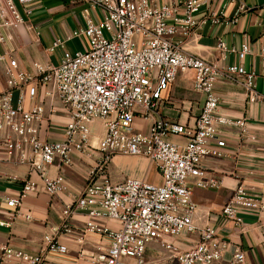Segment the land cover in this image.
Returning a JSON list of instances; mask_svg holds the SVG:
<instances>
[{
    "label": "built area",
    "instance_id": "built-area-1",
    "mask_svg": "<svg viewBox=\"0 0 264 264\" xmlns=\"http://www.w3.org/2000/svg\"><path fill=\"white\" fill-rule=\"evenodd\" d=\"M18 1L25 5L32 0ZM79 1L99 6L103 12V18L95 21L85 9L86 26L74 32L86 35L88 48L64 50L57 64L35 62L33 73L20 70L13 57L6 69L9 88L0 92V150L7 161L29 169L20 193L8 197L7 204L18 208L29 192L38 189L33 175L40 178L50 195L67 190L65 176L60 173L51 177L49 167L56 160L68 166L75 152L90 149L91 123L96 120L105 125V135L97 146L101 156L89 170L82 194L63 209L56 232L45 236L46 247L35 254L3 247L0 264H55L48 253L68 252L60 237L76 232L71 221L77 211L87 215L79 229L78 242L83 240L81 234L86 233L109 238L106 249L92 254L80 252L79 259L89 264H249L242 249H236L224 260L229 242L214 226L201 228L194 224L197 204L193 192L195 187L216 188L221 184L208 173L203 162L225 156L223 129L234 126L240 128L243 136L248 134L245 117L234 118L219 110L216 82L223 75L231 79L241 77L249 100L258 101L263 97L256 89L257 72L241 64L225 66L208 61L185 51L174 39L178 33L190 36L199 25L236 23L237 15L227 17L217 0H182L163 5H155L151 0ZM238 8L239 12L247 10L243 2H239ZM0 17L4 25L11 27L24 21L16 0H6ZM64 46L65 41L58 38L50 50ZM217 47L220 60H225L228 52L243 58L251 51L247 42L240 48H228L219 39ZM190 70L195 75L194 88L205 95L195 125L154 116L158 114L163 91L170 88L180 72ZM27 86L32 101L29 106L25 105ZM39 87H49V93L57 96L69 113L61 140H48L41 135L46 108L42 101H36ZM16 88L21 89L17 102L13 93ZM137 117L152 120L148 132L136 129ZM172 135L183 137L184 142L172 141ZM117 154L148 157L157 164L162 182L136 177L114 181L108 165ZM192 178H196L194 185ZM262 207L260 199L241 184L221 214L240 226L243 213ZM18 215L16 210L9 220H0V225L12 226ZM104 220L115 221L119 226L111 227L102 223ZM185 232L198 233L197 241L188 249H182L173 240ZM149 251L159 254L150 258Z\"/></svg>",
    "mask_w": 264,
    "mask_h": 264
},
{
    "label": "crops",
    "instance_id": "crops-1",
    "mask_svg": "<svg viewBox=\"0 0 264 264\" xmlns=\"http://www.w3.org/2000/svg\"><path fill=\"white\" fill-rule=\"evenodd\" d=\"M155 5L178 4L182 0H151ZM218 6L225 8L226 16L238 21L232 24L199 25L190 36L178 33L174 39L189 53L199 55L208 61H218L221 65L230 66L241 64L249 71H256V89L262 95L258 101H250L244 85V79L220 76L216 82V93L220 98L219 110L234 118L245 117L248 121V134L243 136L239 127L223 129L226 146L225 156L208 158L203 166L212 176L221 181L216 188L195 187L193 198L197 204L194 224L197 227L214 226L218 233L229 242L224 260L229 259L236 249H242L249 264H264V0H217ZM24 21L17 27L6 26L0 17V92L6 91V69L10 59L17 60L19 69L28 73L35 71L34 63L43 64L60 62L64 50L70 52L88 48V38L84 34L75 35L74 32L86 26L85 9L95 20L103 18L99 6H93L84 1L72 0H32L21 4L16 0ZM239 2L247 6V10L239 12ZM6 0H0V11L5 9ZM31 9L30 13L26 10ZM183 9H181V14ZM62 38L64 48L51 51L54 41ZM221 39L228 48H240L244 42L250 44L251 51L243 58L234 52H228L225 60H220L217 43ZM194 71L180 72L169 89L163 91L158 114L172 121L193 126L199 116L204 93L194 88ZM31 85H35L32 83ZM29 91L27 86L25 92ZM50 88H38L36 101L45 104L46 121L41 135L48 140L64 138V129L69 120V113L59 98L49 93ZM14 101L21 93V89L13 91ZM32 104L29 95L25 105ZM152 120L136 118L135 127L139 131L148 132ZM105 135V125L102 120L91 123V147L85 152H75L72 163L62 166L59 160L49 167V175L56 177L60 173L65 176L68 188L57 195L47 193L42 181L33 175L38 183L37 190L29 192L20 207H10L7 198L20 193L23 180L29 176V169L25 165H18L5 159L0 150V220H9L16 210L18 217L13 219L12 226L0 225V255L3 247L23 250L28 253H38L46 247L45 236L56 232L61 224V215L66 205L73 203L84 191L89 170L100 159L97 150L99 141ZM175 142H184V138L177 135L170 136ZM108 171L114 181H121L127 177L145 179L153 183H161L162 178L157 164L145 156H129L117 154L112 157ZM17 175L18 179L6 177ZM196 178L190 180L194 185ZM244 185L251 194L260 199L263 207L258 211L243 213L242 225H236L226 219L221 210L238 185ZM31 215V218H27ZM87 215L84 211H77L72 217V225L77 229L74 234L60 237L68 247L67 253L49 252L48 257L55 264H89L79 259L81 251L87 254L106 249L109 238L96 233L82 235L79 229L84 226ZM111 227H118L115 221L104 220ZM198 239V233H183L173 238L182 249H188Z\"/></svg>",
    "mask_w": 264,
    "mask_h": 264
},
{
    "label": "rangeland",
    "instance_id": "rangeland-1",
    "mask_svg": "<svg viewBox=\"0 0 264 264\" xmlns=\"http://www.w3.org/2000/svg\"><path fill=\"white\" fill-rule=\"evenodd\" d=\"M158 254H159V253L156 252V251H149V252H148V255H149L150 258H154V257H156Z\"/></svg>",
    "mask_w": 264,
    "mask_h": 264
}]
</instances>
